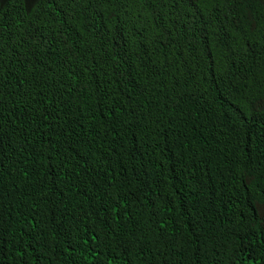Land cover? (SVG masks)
I'll return each instance as SVG.
<instances>
[{
  "label": "trees",
  "instance_id": "obj_1",
  "mask_svg": "<svg viewBox=\"0 0 264 264\" xmlns=\"http://www.w3.org/2000/svg\"><path fill=\"white\" fill-rule=\"evenodd\" d=\"M0 264H264V0H0Z\"/></svg>",
  "mask_w": 264,
  "mask_h": 264
}]
</instances>
